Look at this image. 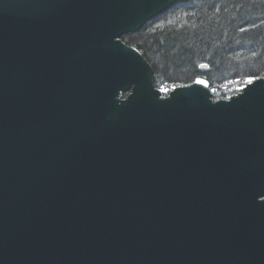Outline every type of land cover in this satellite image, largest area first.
I'll return each instance as SVG.
<instances>
[{
    "label": "water",
    "instance_id": "obj_1",
    "mask_svg": "<svg viewBox=\"0 0 264 264\" xmlns=\"http://www.w3.org/2000/svg\"><path fill=\"white\" fill-rule=\"evenodd\" d=\"M187 1L0 0V264H264V76L162 94L121 39Z\"/></svg>",
    "mask_w": 264,
    "mask_h": 264
},
{
    "label": "trees",
    "instance_id": "obj_2",
    "mask_svg": "<svg viewBox=\"0 0 264 264\" xmlns=\"http://www.w3.org/2000/svg\"><path fill=\"white\" fill-rule=\"evenodd\" d=\"M121 39L151 64L155 87L200 78L228 97L264 76V0H188Z\"/></svg>",
    "mask_w": 264,
    "mask_h": 264
},
{
    "label": "rangeland",
    "instance_id": "obj_3",
    "mask_svg": "<svg viewBox=\"0 0 264 264\" xmlns=\"http://www.w3.org/2000/svg\"><path fill=\"white\" fill-rule=\"evenodd\" d=\"M160 90H161V92H162V94L163 93H166L167 91H168V89L167 88H164V87H161V88H159ZM213 90H211V92H212Z\"/></svg>",
    "mask_w": 264,
    "mask_h": 264
},
{
    "label": "snow or ice",
    "instance_id": "obj_4",
    "mask_svg": "<svg viewBox=\"0 0 264 264\" xmlns=\"http://www.w3.org/2000/svg\"><path fill=\"white\" fill-rule=\"evenodd\" d=\"M249 83H251V81H249Z\"/></svg>",
    "mask_w": 264,
    "mask_h": 264
}]
</instances>
